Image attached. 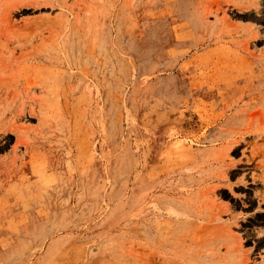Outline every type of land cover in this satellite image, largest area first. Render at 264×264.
Returning a JSON list of instances; mask_svg holds the SVG:
<instances>
[{"label": "rangeland", "instance_id": "1", "mask_svg": "<svg viewBox=\"0 0 264 264\" xmlns=\"http://www.w3.org/2000/svg\"><path fill=\"white\" fill-rule=\"evenodd\" d=\"M0 264H264V0H0Z\"/></svg>", "mask_w": 264, "mask_h": 264}]
</instances>
